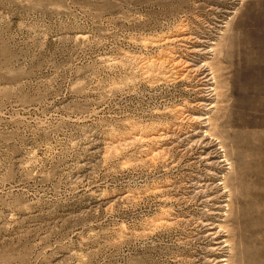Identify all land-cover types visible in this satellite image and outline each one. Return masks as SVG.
I'll list each match as a JSON object with an SVG mask.
<instances>
[{"label":"rangeland","instance_id":"374dc122","mask_svg":"<svg viewBox=\"0 0 264 264\" xmlns=\"http://www.w3.org/2000/svg\"><path fill=\"white\" fill-rule=\"evenodd\" d=\"M228 234L264 264V0H0V264H225Z\"/></svg>","mask_w":264,"mask_h":264},{"label":"bare ground","instance_id":"6f19581e","mask_svg":"<svg viewBox=\"0 0 264 264\" xmlns=\"http://www.w3.org/2000/svg\"><path fill=\"white\" fill-rule=\"evenodd\" d=\"M205 65H207V63L205 64ZM209 65V64H208ZM210 67V66H209ZM202 72H204V71H202ZM212 75H213V73H212ZM213 78H214V76H213ZM216 78V77H215ZM214 82H216L215 80H214ZM213 82V83H214ZM216 84V83H215ZM217 85V84H216ZM215 85V86H216ZM209 86V85H208ZM215 88V87H214ZM210 89V88H209ZM212 90V89H211ZM216 93V92H215ZM215 96H217V94H215ZM214 107L216 108V106L214 105ZM210 117V116H209ZM199 118V117H198ZM199 120H201V119H199ZM210 118L208 119V124H207V126L206 127H209V126H211V123H210ZM216 122V121H215ZM208 129V128H207ZM211 129V127L209 128V130ZM205 133H207L206 135H208V132L206 131ZM206 137V136H205ZM210 137V136H209ZM204 139V138H203ZM217 141V140H216ZM218 142H221V141H219L218 140ZM202 144V143H201ZM221 148H223V147H221ZM222 150V149H221ZM223 151V150H222ZM226 151V150H225ZM224 151V152H225ZM225 157H227V156H225ZM227 161V163H228V159L226 158V159H224V162H226ZM228 165H229V163H228ZM226 180V178H223L222 179V182H221V184L220 185H222L223 186V189L225 190L224 192V194H222V197L221 198H226L227 197V194H229L230 193V189H229V184L225 181ZM211 186V185H210ZM219 187V186H218ZM218 189V188H217ZM228 198V197H227ZM216 200V199H215ZM225 203H228V206H230L231 205V203H232V201H231V199H229V200H226V201H224ZM228 206H225V207H228ZM224 210V207H220V211H223ZM216 226H218V225H216ZM217 228V227H216ZM215 228V229H216ZM218 228L220 229V231L218 230V231H216L215 232V236L217 237V236H219L222 232L224 233V235H225V233H228V230H227V228L225 227H223L222 225H219L218 226ZM222 230V231H221ZM221 232V233H220ZM213 234V233H212ZM221 236H223V235H221ZM225 237V236H224ZM223 237V238H224ZM226 237L227 238H224V240L222 241V242H220V243H217V245H219L218 247H219V249H221L222 251H225V253H226V255H224V256H222L223 258H222V260H220L219 261V263H225V264H231L230 263V261H231V259H230V253H231V249H232V247H231V241L229 240V234L228 235H226ZM219 238V237H218ZM222 238V237H221ZM215 239V238H214ZM214 249V248H213ZM232 254V253H231Z\"/></svg>","mask_w":264,"mask_h":264}]
</instances>
